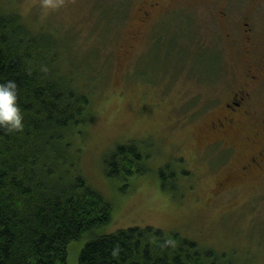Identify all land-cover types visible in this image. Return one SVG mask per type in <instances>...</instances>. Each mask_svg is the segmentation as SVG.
Listing matches in <instances>:
<instances>
[{
  "label": "rangeland",
  "instance_id": "1",
  "mask_svg": "<svg viewBox=\"0 0 264 264\" xmlns=\"http://www.w3.org/2000/svg\"><path fill=\"white\" fill-rule=\"evenodd\" d=\"M2 1L66 41L79 71L74 75L88 94L91 120L73 136L69 154L76 173L112 205L110 222L96 234L149 226L238 264H264V169L241 181L234 172L264 146V127L242 123L224 136L211 128L214 93L237 84L241 73L210 8L173 7L148 28L136 20L140 0H125L124 15L113 22L123 0H54V8L45 0ZM212 71L217 75L206 78ZM257 95L264 113V83ZM128 143L140 147L145 170L109 178L104 158ZM164 166L177 176L166 190L158 177ZM77 251L74 245L68 264H76Z\"/></svg>",
  "mask_w": 264,
  "mask_h": 264
},
{
  "label": "trees",
  "instance_id": "2",
  "mask_svg": "<svg viewBox=\"0 0 264 264\" xmlns=\"http://www.w3.org/2000/svg\"><path fill=\"white\" fill-rule=\"evenodd\" d=\"M124 3L118 16L111 6L101 13L110 8L111 21H119ZM16 10L0 0V82L15 81L24 115L22 131L0 128V264H68L74 245L76 264H238L149 226L96 234L110 222L112 205L76 173L69 154L73 136L91 120L88 94L77 83L67 42ZM139 148L116 146L103 160L106 176L141 174ZM158 177L162 190L177 179L170 166Z\"/></svg>",
  "mask_w": 264,
  "mask_h": 264
},
{
  "label": "flooded vegetation",
  "instance_id": "3",
  "mask_svg": "<svg viewBox=\"0 0 264 264\" xmlns=\"http://www.w3.org/2000/svg\"><path fill=\"white\" fill-rule=\"evenodd\" d=\"M200 5L210 8V21L215 22L214 27L221 34L223 43L233 50V65L241 73L237 84L227 83L229 86L214 93L211 128L224 136L242 123H262L264 127V113L258 110L256 104L259 100L257 88L264 83V19L261 18L264 15L260 12L264 0H140L136 20L140 26L148 27L153 25L150 22L155 17H161L173 7ZM252 22L262 24L254 26ZM136 37L138 36L135 35L134 39ZM215 53L218 57V52ZM215 72H218V68ZM212 73L217 75L214 71ZM255 132L251 131L254 137L258 135ZM217 142L221 144V138ZM225 149L230 151L231 147ZM263 164L264 146L251 154L234 172H237L241 181L245 177L263 172ZM228 179L229 176L224 182ZM232 180L236 181V178Z\"/></svg>",
  "mask_w": 264,
  "mask_h": 264
},
{
  "label": "clouds",
  "instance_id": "4",
  "mask_svg": "<svg viewBox=\"0 0 264 264\" xmlns=\"http://www.w3.org/2000/svg\"><path fill=\"white\" fill-rule=\"evenodd\" d=\"M54 0H45L46 8L56 7ZM0 128L7 131H22L24 115L18 103L17 85L13 80L0 82Z\"/></svg>",
  "mask_w": 264,
  "mask_h": 264
},
{
  "label": "bare ground",
  "instance_id": "5",
  "mask_svg": "<svg viewBox=\"0 0 264 264\" xmlns=\"http://www.w3.org/2000/svg\"><path fill=\"white\" fill-rule=\"evenodd\" d=\"M78 128H79V127H78ZM80 130H82V129H80ZM80 130H79V131H80Z\"/></svg>",
  "mask_w": 264,
  "mask_h": 264
}]
</instances>
